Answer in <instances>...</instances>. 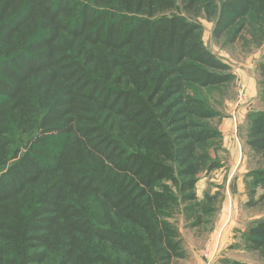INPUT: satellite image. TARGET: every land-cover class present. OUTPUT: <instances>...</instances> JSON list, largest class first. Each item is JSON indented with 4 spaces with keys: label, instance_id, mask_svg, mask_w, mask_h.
I'll use <instances>...</instances> for the list:
<instances>
[{
    "label": "trees",
    "instance_id": "16d2710c",
    "mask_svg": "<svg viewBox=\"0 0 264 264\" xmlns=\"http://www.w3.org/2000/svg\"><path fill=\"white\" fill-rule=\"evenodd\" d=\"M206 1L0 0V264L184 257L170 217L180 206L205 221L215 198L194 187L220 167L202 91L233 74L197 22L167 12ZM244 31L264 38V0H219L212 36ZM247 122L246 144L264 153V111ZM247 241L264 256V219Z\"/></svg>",
    "mask_w": 264,
    "mask_h": 264
},
{
    "label": "rangeland",
    "instance_id": "374dc122",
    "mask_svg": "<svg viewBox=\"0 0 264 264\" xmlns=\"http://www.w3.org/2000/svg\"><path fill=\"white\" fill-rule=\"evenodd\" d=\"M206 1V0H205ZM219 0H215L217 6ZM194 14L174 8L167 13H181L199 24L198 34L204 45L229 66L233 78L225 84L202 91L216 111L209 124L219 136L213 140L211 156L220 167L199 173L194 190L199 199L214 197V211L202 223L191 225L176 207L170 222L177 228L185 252L174 264H225L239 261L264 264V256L250 248L248 227L264 219V185L257 182L264 169V153H256L246 144L248 116L264 111V88L258 64L264 62V38L259 40L247 31L228 43L224 34H211L215 9L209 0Z\"/></svg>",
    "mask_w": 264,
    "mask_h": 264
}]
</instances>
